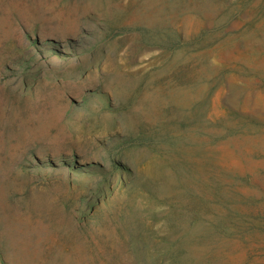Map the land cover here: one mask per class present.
Segmentation results:
<instances>
[{
    "label": "rangeland",
    "instance_id": "1",
    "mask_svg": "<svg viewBox=\"0 0 264 264\" xmlns=\"http://www.w3.org/2000/svg\"><path fill=\"white\" fill-rule=\"evenodd\" d=\"M0 264H264V0H0Z\"/></svg>",
    "mask_w": 264,
    "mask_h": 264
}]
</instances>
